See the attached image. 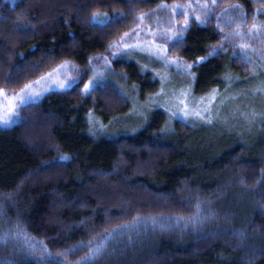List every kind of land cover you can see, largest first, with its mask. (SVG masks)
Instances as JSON below:
<instances>
[{"label": "trees", "instance_id": "1", "mask_svg": "<svg viewBox=\"0 0 264 264\" xmlns=\"http://www.w3.org/2000/svg\"><path fill=\"white\" fill-rule=\"evenodd\" d=\"M233 1L251 20L257 3ZM157 5L0 0V89L20 92L65 61L82 68L74 86L0 127V146L25 166L0 163V264H264V146L255 159L229 153L219 167L192 166L190 127L104 141L92 132L91 117L110 123L131 104L114 84L85 94L90 68ZM100 14L105 24L94 22ZM186 50L185 40L174 52ZM113 64L143 98L157 92L136 63ZM233 64L253 72L241 57Z\"/></svg>", "mask_w": 264, "mask_h": 264}, {"label": "rangeland", "instance_id": "2", "mask_svg": "<svg viewBox=\"0 0 264 264\" xmlns=\"http://www.w3.org/2000/svg\"><path fill=\"white\" fill-rule=\"evenodd\" d=\"M155 1L158 5L141 14L135 28L112 46V58L89 70L86 83L97 81L94 90L114 84L131 104L128 114L110 123L91 117L94 136L104 141L147 131L169 137L190 127L193 135L184 148L192 166L219 167L229 153L257 158L264 146V0H254L257 6L251 20L246 8L233 0ZM108 19L100 14L94 22L105 24ZM185 40L187 50L174 52ZM238 57L253 66L249 76L234 66ZM114 61L136 63L158 85L157 92L143 98ZM49 73L24 92L2 89L6 96H0L1 128L15 125L26 105L74 86L82 68L65 61ZM8 98L14 105L12 113ZM9 119L10 123L3 122ZM20 159L0 146V163L22 172L25 166Z\"/></svg>", "mask_w": 264, "mask_h": 264}, {"label": "snow or ice", "instance_id": "3", "mask_svg": "<svg viewBox=\"0 0 264 264\" xmlns=\"http://www.w3.org/2000/svg\"><path fill=\"white\" fill-rule=\"evenodd\" d=\"M10 2L14 3L15 0H10ZM213 3H215V0H213ZM93 19H94V21H95V20H96V17H93ZM197 19H198V18H197ZM185 23H187V21H186ZM254 27H255V25H254ZM125 36H127V33L125 34ZM203 59H204V58H201V60H203ZM61 67H63V66H61ZM51 75H52V73H49V74H48L49 77H51ZM41 79L43 80L44 77H42ZM36 83H40V81H37ZM96 85H97V81H89V83L84 84V92H85L86 94H87V93H90L92 90H94V88L96 87ZM60 86H61V87H65L64 84H61ZM32 87H33V85H31V84H26V85L24 86V90H22V92H24V91H26V90H28V89H30V88H32ZM0 96H6V94L4 93V91H3L2 89H0ZM7 108H8L9 113H12L13 108H14V105H13V103H12V99H11V98H8V105H7ZM197 115H199V113H197ZM3 122H4V123H10L11 120L9 119V120H7V121H3ZM65 159H67V158H66V157H61V160H65ZM44 255H45V258H46L47 255H49V254L45 252ZM84 264H86V261L84 262Z\"/></svg>", "mask_w": 264, "mask_h": 264}]
</instances>
